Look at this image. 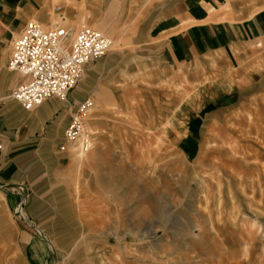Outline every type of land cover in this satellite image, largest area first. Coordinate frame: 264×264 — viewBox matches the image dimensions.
<instances>
[{"label":"rangeland","instance_id":"rangeland-1","mask_svg":"<svg viewBox=\"0 0 264 264\" xmlns=\"http://www.w3.org/2000/svg\"><path fill=\"white\" fill-rule=\"evenodd\" d=\"M100 1L64 23L108 36L121 58L81 79L96 73L93 146L68 147L28 190L0 189V264H264V39L235 64L171 67L148 35L164 0ZM230 71L251 75L244 100L224 116L210 114L223 102L196 114L192 100L221 97Z\"/></svg>","mask_w":264,"mask_h":264},{"label":"crops","instance_id":"crops-1","mask_svg":"<svg viewBox=\"0 0 264 264\" xmlns=\"http://www.w3.org/2000/svg\"><path fill=\"white\" fill-rule=\"evenodd\" d=\"M99 2L0 0V53L9 49L10 38L22 33L29 22L37 21L49 26L56 21L53 20L55 16L59 19L57 21L67 26L64 24L67 20L65 17L75 22L81 16L82 11L77 10L76 6L83 3L84 7H81L84 10L99 13ZM56 8L60 9L57 13ZM148 17L152 22L148 29L149 38L160 44V54L164 57L160 63L171 67L212 64L217 60L235 64L239 59L237 53L247 44L254 42L257 47L263 46L264 0H164ZM10 57L11 50L8 60ZM119 57L112 54L91 64H100L95 66L99 68L103 64H119ZM7 70L8 64L7 68L0 64V189L17 192L28 190L34 178L62 156L60 147L64 143L65 130L78 106L94 96L92 79L96 73L81 80L65 101L51 98L29 112L12 98L13 91L26 79ZM230 73L226 82L231 87L221 92V97L219 93L210 95L205 92L199 102L192 100V110L196 114L208 111V107L215 102H223V108L210 114L224 116L225 109H231L244 100L242 91H246L247 84L252 83L251 75L247 74L245 81L238 82V77L232 71ZM218 88L215 86V89ZM235 90L241 91V94L236 95ZM189 121V131H195L196 120ZM20 213L26 218L22 209ZM2 226L13 231L7 223Z\"/></svg>","mask_w":264,"mask_h":264},{"label":"built area","instance_id":"built-area-1","mask_svg":"<svg viewBox=\"0 0 264 264\" xmlns=\"http://www.w3.org/2000/svg\"><path fill=\"white\" fill-rule=\"evenodd\" d=\"M53 23L46 26L29 22L12 45L8 69L26 79L13 91L12 98L29 112L51 98L65 101L87 67L107 56L115 45L111 38L91 27L83 26L75 33L57 20ZM92 106L91 98L78 106L65 130L62 152L68 147L80 153L91 150L88 111Z\"/></svg>","mask_w":264,"mask_h":264},{"label":"bare ground","instance_id":"bare-ground-1","mask_svg":"<svg viewBox=\"0 0 264 264\" xmlns=\"http://www.w3.org/2000/svg\"><path fill=\"white\" fill-rule=\"evenodd\" d=\"M54 24V23H53ZM91 110H93L92 108L91 109H89V111H88V113L91 111ZM259 134V133H258ZM173 145V144H172ZM82 154V153H81ZM18 214H19V216L21 217V218H23L22 217V215L19 213V212H17ZM71 233V232H70Z\"/></svg>","mask_w":264,"mask_h":264}]
</instances>
